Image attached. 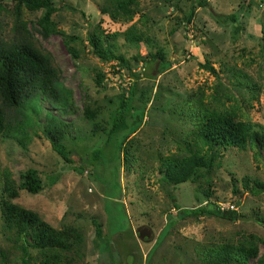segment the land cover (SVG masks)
<instances>
[{
	"label": "rangeland",
	"instance_id": "obj_1",
	"mask_svg": "<svg viewBox=\"0 0 264 264\" xmlns=\"http://www.w3.org/2000/svg\"><path fill=\"white\" fill-rule=\"evenodd\" d=\"M52 1L57 8L52 21L74 35L73 41L59 33L41 34L42 9L19 12L51 57L68 103L59 108L40 97L37 124L27 125L23 117L12 123L24 124L28 136L0 134V197L5 174L17 187L26 169H36L43 189L34 194L18 189L11 200L56 228L72 226L80 233L79 241L61 251L66 264H204L203 251L211 245L251 235L264 239V224L257 220L264 219V192L254 196L241 185L243 176L264 180V150L254 159L250 148H218L221 156L211 170L177 185L163 181L160 167L165 156L195 150L200 105L233 110L237 118L264 124V0H207L202 6L199 0H138L131 18L115 19L100 12L107 0ZM4 4L0 18L6 39L17 12L14 0ZM97 27L119 32L113 50L126 67L92 53L87 37ZM154 54L161 56L152 63L157 67L145 68ZM129 87L132 98L117 113ZM52 116L60 121L61 142L72 163L53 150L44 134ZM97 148L101 151L95 156ZM52 175L58 179L47 185ZM213 205L247 220L178 218V208ZM93 220L101 226L100 238ZM142 226L152 230L151 238L138 237ZM24 244L22 235L5 227L0 212V264H21ZM257 247L248 264H264V244L257 242ZM28 251L29 264H35L38 249L28 244Z\"/></svg>",
	"mask_w": 264,
	"mask_h": 264
},
{
	"label": "trees",
	"instance_id": "obj_2",
	"mask_svg": "<svg viewBox=\"0 0 264 264\" xmlns=\"http://www.w3.org/2000/svg\"><path fill=\"white\" fill-rule=\"evenodd\" d=\"M5 0H0V15L6 10ZM16 6V22L10 27V34L5 39L2 18H0V134L7 137L28 136L25 125L20 126L12 123L23 117L27 125L37 124L40 111L38 103L40 97H47L54 106L61 108L67 105L68 100L62 92L58 82L57 69L51 61V57L43 52L37 45L36 39L27 28V22L21 18L20 9L28 11L43 10L41 18L37 21L41 34L59 33L70 41L74 35H66L61 29H57L51 19V15L57 10L52 0H14ZM138 0H107L100 12L109 14L112 18H131V6ZM208 4L207 0H199L198 5ZM191 9L186 17L190 22L193 16ZM235 20L233 14L226 15ZM119 32H105L97 27L87 37L88 45L92 53L103 61L117 60L122 66H127L120 55L115 54L114 40ZM136 39H140L137 37ZM264 41V36H263ZM264 47V43H263ZM68 50L73 56H77L74 47ZM161 56L154 54L145 63V68H155L152 63ZM264 60V57H263ZM151 63V64H150ZM150 64V65H149ZM149 65V66H148ZM204 68L212 70L208 62L201 64ZM159 66L158 68H162ZM150 75V74H149ZM132 98V89L129 87L128 95L123 98L117 108V113L126 109ZM28 106L31 108H28ZM89 116L93 113L88 112ZM116 126L113 121L111 130ZM47 139L55 150L67 163H72L66 148L61 142L63 131L60 121L52 116L50 122L43 127ZM195 130L193 142L195 150L182 156H165L161 159L160 167L163 181L177 185L186 181L195 182L202 177L204 171H209L215 165L217 157L221 156L218 148H238L245 150L253 149L254 159L259 158L264 150V124L252 123L237 118L233 110L216 109L208 105H200L195 115ZM101 149H95L94 155L98 156ZM190 151V150H189ZM218 164V162H216ZM57 175L47 178V185H53L57 181ZM45 182L38 176L36 169L28 168L21 176V181L15 186L14 182L5 174L0 197V212L6 228L15 231L18 236L22 235L25 244L22 245L21 264H29L31 255L28 244L38 249L40 256L35 264H66L62 261L61 251L68 250L74 241L81 239L80 233L72 226L56 228L45 221L37 212L27 209L12 202L17 196L18 189L29 193L40 192ZM242 188L251 195H259L264 192V180L243 176ZM235 185L232 184V192L235 193ZM175 206V205H174ZM178 218L184 216L198 217L201 215L217 216L225 220L233 221L243 216L232 209H219L216 205L210 207H185L177 209ZM264 224V219H257ZM95 235L100 238L101 226L93 220ZM30 239V240H28ZM30 242H28V241ZM257 242L264 244V239L251 235L248 239L238 242H223L207 247L202 254L204 264H248L251 257L258 253ZM107 247L109 246L106 241ZM104 247H102L103 250ZM106 248V247H105ZM108 252H111L108 250ZM111 255V254H110ZM109 256V254H108ZM100 262V254L98 256ZM264 258V254H263ZM113 261V259H112Z\"/></svg>",
	"mask_w": 264,
	"mask_h": 264
},
{
	"label": "water",
	"instance_id": "obj_3",
	"mask_svg": "<svg viewBox=\"0 0 264 264\" xmlns=\"http://www.w3.org/2000/svg\"><path fill=\"white\" fill-rule=\"evenodd\" d=\"M238 218L247 220V217L245 216H239ZM136 231L140 239H145V238L149 239L152 236V230L148 226L139 227L137 228Z\"/></svg>",
	"mask_w": 264,
	"mask_h": 264
}]
</instances>
